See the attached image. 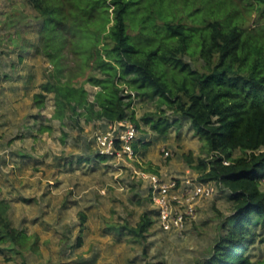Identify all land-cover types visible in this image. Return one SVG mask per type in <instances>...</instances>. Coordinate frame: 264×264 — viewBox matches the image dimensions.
Masks as SVG:
<instances>
[{
	"label": "trees",
	"instance_id": "obj_1",
	"mask_svg": "<svg viewBox=\"0 0 264 264\" xmlns=\"http://www.w3.org/2000/svg\"><path fill=\"white\" fill-rule=\"evenodd\" d=\"M244 1L247 8L253 2L264 18V0ZM27 2L42 19L38 44H30V51L52 65L34 95L35 106L51 95L52 119L62 125L136 122L135 92L178 117L173 123L161 115L142 118L155 132L189 122L211 155L199 159L198 180L227 191L233 205L201 264H264V254L253 253L256 243L264 247V41L246 32L232 0ZM198 60L203 70L194 66ZM142 144L136 139L133 150ZM111 158L96 151L84 162ZM153 222L144 215L129 232L142 239ZM27 241L0 201V253Z\"/></svg>",
	"mask_w": 264,
	"mask_h": 264
},
{
	"label": "rangeland",
	"instance_id": "obj_2",
	"mask_svg": "<svg viewBox=\"0 0 264 264\" xmlns=\"http://www.w3.org/2000/svg\"><path fill=\"white\" fill-rule=\"evenodd\" d=\"M232 2L246 32L263 42L264 18L255 4L247 8L244 0ZM41 20L27 0H0V201L7 205L12 227L28 237L23 247L0 253V264H201L222 221L232 214L227 191L200 201L184 232L165 233L157 225L142 175L155 170L165 180L199 177V159L211 158L203 141L185 120L165 134L152 130L142 118L161 115L173 123L178 117L133 92L132 123L138 124L137 139L143 144L132 158L84 162L95 154L94 135L106 125L60 124L52 119L51 95L43 98L42 107L35 106L34 95L52 71L30 51V44H38ZM193 63L203 70L201 60ZM144 215L153 225L144 238L133 237L129 230ZM123 226L127 229L121 232ZM253 253L261 257L264 247L256 243Z\"/></svg>",
	"mask_w": 264,
	"mask_h": 264
},
{
	"label": "built area",
	"instance_id": "obj_3",
	"mask_svg": "<svg viewBox=\"0 0 264 264\" xmlns=\"http://www.w3.org/2000/svg\"><path fill=\"white\" fill-rule=\"evenodd\" d=\"M138 130L130 121H117L106 124L104 131L94 135L97 152L105 156H124L132 158L135 152L132 143L137 139ZM118 145V146H117ZM164 156H169L164 151ZM227 165V161H223ZM149 185L148 198L153 205L159 229L165 233L184 232L188 223L196 218L197 205L204 199L211 198L217 187L196 178L163 179L156 174L142 175Z\"/></svg>",
	"mask_w": 264,
	"mask_h": 264
}]
</instances>
